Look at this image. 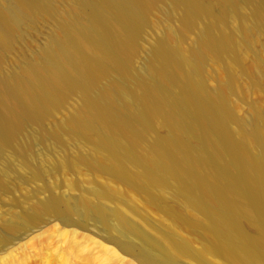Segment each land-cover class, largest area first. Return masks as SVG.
Segmentation results:
<instances>
[{"label": "bare ground", "instance_id": "6f19581e", "mask_svg": "<svg viewBox=\"0 0 264 264\" xmlns=\"http://www.w3.org/2000/svg\"><path fill=\"white\" fill-rule=\"evenodd\" d=\"M161 4L166 17L182 10L181 28L164 21L142 68L135 69L136 41ZM42 24L44 41L37 45ZM194 29L196 40L185 49ZM262 36L264 0H0V159L12 149V157L21 156L41 179L42 166L58 149L74 148L77 161L63 156L52 167L84 166L152 199L169 194L196 212L193 223H184L210 239L208 252L229 264H264V114L252 104L241 116L231 103L238 72L264 90ZM249 53L256 57L253 71L244 66ZM209 60L228 64L214 88ZM68 93L79 96V106L48 127ZM37 145L47 148L39 169L29 158ZM4 173L9 180L11 169ZM123 204L125 197L106 187L92 186L77 197L50 194L10 226L32 231L44 216L66 226L98 221L106 243L115 245L107 249L139 264H179L190 251L179 237H161L157 255L122 238L123 232L142 235ZM142 236L148 247H159L155 235ZM8 241L0 234V244Z\"/></svg>", "mask_w": 264, "mask_h": 264}, {"label": "rangeland", "instance_id": "374dc122", "mask_svg": "<svg viewBox=\"0 0 264 264\" xmlns=\"http://www.w3.org/2000/svg\"><path fill=\"white\" fill-rule=\"evenodd\" d=\"M162 6L164 5L161 4L158 8L150 11L148 24L143 27V32L136 41V51L133 56L135 69L142 68L153 43L161 35L164 21L165 25H172L175 29L181 28L182 10H177L166 17ZM63 7H68V4L63 3ZM235 24L236 21L232 20L229 23V28L233 29ZM45 27V24L40 27V35L36 38L37 45H41L44 41ZM197 33L198 29L190 32L183 42L185 49L192 47ZM263 44L264 36L259 38L257 46L261 48ZM13 59L14 54L7 55L5 64L12 65ZM255 62V55L249 53L244 59V66L249 71H253ZM227 70V63L222 64L214 60L207 62L210 88L217 87L220 81L225 79ZM236 84L238 92L232 95L231 103L237 113L243 116L249 111L252 104H258L264 114V90L253 84L248 73L238 72ZM79 104L78 95L69 93L65 95L64 107L52 114L48 127L61 123ZM141 140L143 144H147L150 141V136L144 135ZM11 152L13 150L8 149L5 153L6 157L0 159V182L2 184L0 187V234L10 239L9 243L0 244V264H139L132 256H121L116 248L107 249L111 244L106 243L105 232L98 221L86 220L84 226L75 224L66 226L60 220L44 216V220L39 221V226L32 231L10 226L12 220L17 221L18 216L22 213L28 212L32 208H38L50 194L77 197L83 191H89L92 186L106 187L120 195L121 198L125 197L128 205L123 204L122 209L131 216L142 235L151 234L155 235V239H157L156 237L161 239L159 242L156 241L159 247L153 250L148 247L147 239H143L145 237L142 235L136 236L123 232L122 238L129 243L157 255L161 252L162 245L160 244V246L159 243L164 241L163 238L167 240V238L179 237L189 244L190 251L180 257L177 263L229 264L224 256H220L215 251L208 252L206 250L205 247L208 246L210 239L203 231L184 223V221L193 223L198 218L196 212L189 207H181L170 199L169 194L163 200L152 199L133 188H128V185L123 181L110 178L109 175L102 172H91L84 166L77 170H55L52 167L53 164L60 161L63 156L71 161H77L80 153L74 148L65 151L58 149L51 163L42 166L44 176L41 179H35L34 171L29 168V165L23 163L21 156L12 157ZM46 154L45 146L32 147L29 156L30 166L39 169ZM8 168L11 169L9 180L4 173V170ZM74 185L77 189L72 191L70 187ZM108 206L115 208L116 204L110 202ZM174 206L177 207L178 212L172 211ZM74 219L75 221L83 220L78 215H75ZM111 246L115 247V245Z\"/></svg>", "mask_w": 264, "mask_h": 264}]
</instances>
